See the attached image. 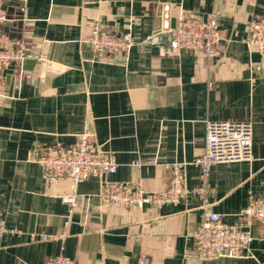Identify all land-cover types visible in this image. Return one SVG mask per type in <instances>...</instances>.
<instances>
[{"label":"crops","instance_id":"0c3cea01","mask_svg":"<svg viewBox=\"0 0 264 264\" xmlns=\"http://www.w3.org/2000/svg\"><path fill=\"white\" fill-rule=\"evenodd\" d=\"M3 1L4 33L27 45L28 59L0 82V215L7 229L0 264H45L59 255L78 264H136L141 256L152 264H264L260 223L244 227L253 241L241 257L200 261L197 194L161 210L105 208L98 197L111 181L165 191L174 163L185 165L188 189L200 187L202 172L192 162L205 150L208 123L249 121L252 160L212 167L207 208L229 225L244 223L250 194L264 195V80L255 70L262 55L247 43L249 24L264 19V0ZM182 15L217 18L214 59L173 50L166 26ZM96 20L111 34L131 35L135 46L98 56L83 42ZM84 134L115 156L117 172L78 185L45 182L32 156L74 146Z\"/></svg>","mask_w":264,"mask_h":264},{"label":"built area","instance_id":"2783aa9c","mask_svg":"<svg viewBox=\"0 0 264 264\" xmlns=\"http://www.w3.org/2000/svg\"><path fill=\"white\" fill-rule=\"evenodd\" d=\"M24 12V9L21 10ZM8 13L4 1L0 0V82L5 73L28 59L27 45L11 39L4 33ZM172 35L173 50H202L207 59H214L216 46L221 40L218 20L210 16L201 21L198 18L182 15L179 23L168 30ZM83 42L89 44L98 56L128 53L135 42L131 35L120 36L105 30L96 20ZM247 43L258 49L262 55L261 63L256 66L257 75L264 80V19L253 20L248 26ZM253 126L249 121H211L207 125L206 147L196 157L192 165L201 169L202 184L190 190L183 180L185 165L174 163L169 166L171 177L169 187L162 192H149L141 182H103L98 195L103 207H117L128 210H144L151 206L161 210L167 205L177 206L190 194H197L202 200L203 214L194 234L195 247L201 262L218 258H239L251 246L253 237L244 227L253 223L264 224V195L251 193L247 207L241 212L244 223L229 225L218 213L207 212L211 206L214 189L210 184L212 167L216 164H229L252 160ZM31 161L41 166L43 179L57 184L71 179L78 185L90 178H101L105 174H115L118 164L115 156L94 147L86 134L74 146L55 145L47 148L42 155L32 156ZM138 164V162H137ZM63 202L78 207L74 196H64ZM7 232L0 215V237ZM57 236L42 235L43 241ZM58 237H65L62 234ZM36 235L31 236L35 241ZM45 264H78L64 255L48 259ZM136 264H152L147 256H141Z\"/></svg>","mask_w":264,"mask_h":264},{"label":"water","instance_id":"95a60500","mask_svg":"<svg viewBox=\"0 0 264 264\" xmlns=\"http://www.w3.org/2000/svg\"><path fill=\"white\" fill-rule=\"evenodd\" d=\"M166 18H167V19H170V16L167 15ZM170 28H171L170 26H166V30H169ZM13 68H14V67H12V69H13ZM12 69L8 70V71L5 73V76H6L9 72H11Z\"/></svg>","mask_w":264,"mask_h":264}]
</instances>
